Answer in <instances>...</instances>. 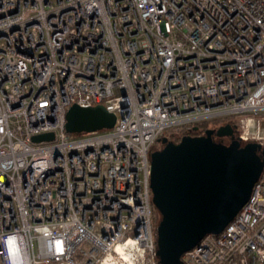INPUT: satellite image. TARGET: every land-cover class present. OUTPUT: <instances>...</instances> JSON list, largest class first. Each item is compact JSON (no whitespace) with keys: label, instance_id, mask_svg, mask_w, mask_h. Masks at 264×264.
Returning <instances> with one entry per match:
<instances>
[{"label":"built area","instance_id":"obj_1","mask_svg":"<svg viewBox=\"0 0 264 264\" xmlns=\"http://www.w3.org/2000/svg\"><path fill=\"white\" fill-rule=\"evenodd\" d=\"M73 102L114 126L67 131ZM228 118L264 145V0H0V264H159L152 146ZM181 258L264 264V165Z\"/></svg>","mask_w":264,"mask_h":264},{"label":"water","instance_id":"obj_2","mask_svg":"<svg viewBox=\"0 0 264 264\" xmlns=\"http://www.w3.org/2000/svg\"><path fill=\"white\" fill-rule=\"evenodd\" d=\"M117 115L101 103L73 102L66 111L65 129L87 132L114 126ZM196 126H194L195 128ZM229 122L203 134L186 133L175 142L165 134L150 151L151 201L160 218L156 230L159 264H183L182 253L206 233H219L248 199L264 165V145L241 143ZM216 136H229L224 143ZM51 132L32 140L49 139Z\"/></svg>","mask_w":264,"mask_h":264},{"label":"trees","instance_id":"obj_3","mask_svg":"<svg viewBox=\"0 0 264 264\" xmlns=\"http://www.w3.org/2000/svg\"><path fill=\"white\" fill-rule=\"evenodd\" d=\"M224 122H231L232 125H235L236 127V131H239V125L237 123L234 122L233 118H228V119H216V120H201L199 122L196 123V127L193 130L190 131H184L182 130L181 132H173L171 130L165 131L163 134L167 135L169 137V139L174 140L175 142L179 141V139L181 138V136L184 133H190V134H203L205 132V130L209 127H217L218 125L224 123ZM159 140V138L155 141L157 142ZM153 211H154V219H153V223L154 226L156 227L157 222L159 220L160 214L158 212V210L153 206Z\"/></svg>","mask_w":264,"mask_h":264},{"label":"flooded vegetation","instance_id":"obj_4","mask_svg":"<svg viewBox=\"0 0 264 264\" xmlns=\"http://www.w3.org/2000/svg\"><path fill=\"white\" fill-rule=\"evenodd\" d=\"M234 132H236V127L234 128ZM214 139L217 141H222L224 143L229 142V136H216V135H214Z\"/></svg>","mask_w":264,"mask_h":264},{"label":"rangeland","instance_id":"obj_5","mask_svg":"<svg viewBox=\"0 0 264 264\" xmlns=\"http://www.w3.org/2000/svg\"><path fill=\"white\" fill-rule=\"evenodd\" d=\"M161 146V142L157 141L153 144L152 149L159 148ZM160 218V217H159Z\"/></svg>","mask_w":264,"mask_h":264}]
</instances>
